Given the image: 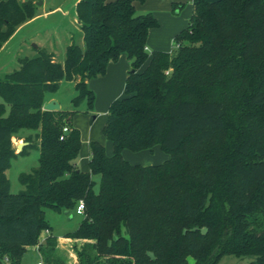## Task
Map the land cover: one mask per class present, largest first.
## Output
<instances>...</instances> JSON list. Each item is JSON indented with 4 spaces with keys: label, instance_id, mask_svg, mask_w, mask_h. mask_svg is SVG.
I'll use <instances>...</instances> for the list:
<instances>
[{
    "label": "trees",
    "instance_id": "16d2710c",
    "mask_svg": "<svg viewBox=\"0 0 264 264\" xmlns=\"http://www.w3.org/2000/svg\"><path fill=\"white\" fill-rule=\"evenodd\" d=\"M135 1L144 0H79L83 46L69 45L63 62L39 50L0 77V264H20L38 244L51 228L46 209L70 214L79 200L83 217L67 233L80 240L77 264H217L228 254L264 264V0H196L169 52L146 50L158 21L137 15ZM37 10L32 0H0V48ZM121 53L131 65L125 95L102 128L112 154L91 141L83 172L72 117L82 101L92 109L88 80ZM63 80L75 81L73 108L44 110ZM21 130L35 141L28 135L16 152ZM156 145L169 155L159 164L122 156ZM27 147L38 165L11 193L6 170ZM55 245L48 235L38 246L47 263H58Z\"/></svg>",
    "mask_w": 264,
    "mask_h": 264
},
{
    "label": "crops",
    "instance_id": "0c3cea01",
    "mask_svg": "<svg viewBox=\"0 0 264 264\" xmlns=\"http://www.w3.org/2000/svg\"><path fill=\"white\" fill-rule=\"evenodd\" d=\"M20 1H26V0H20ZM32 1L35 3L38 9L37 10L38 14L34 18L20 25L16 29V31L11 35V37L0 48V76H5L6 74L10 73L12 70L16 69L18 67L19 58L34 57L39 50H46L47 52H50L53 55L54 60L63 62L66 48L69 45L76 43L80 46H83V34L80 29V25L77 20L76 12H75V6L79 0H71L70 4L66 7H61L60 3L48 6V0H32ZM146 1L147 0H144L143 2H139V1L134 2V9L137 15L146 14V13L152 14V12L154 13L155 11L154 8L157 9V8H161L162 6H168L169 2H171L172 0H152V2L154 3L151 4H146ZM195 1L196 0H187V2H189L191 7V13H192V4ZM207 1H214V0H207ZM175 5L176 7L178 6L177 3ZM54 14H58L61 20L63 22L65 21L63 26L59 28L57 31L50 30V29H54L52 26H42V22L47 20L50 16ZM151 29L152 28H150L148 31V36L146 41V50L148 52L157 49L160 50L162 48V47H157L155 41L153 40V37L151 38V34H152ZM44 33L46 34L51 33V38L50 37L45 38L43 35ZM130 70H131L130 61L128 60L125 53H121L115 61L113 60L108 61L103 75H99L95 78H92L87 82L88 87L94 93L93 107L90 111H87L86 110L87 108L80 109L72 117V125L77 129H79L80 138H81V148L75 163L76 166L83 172L90 171L88 163L90 157L89 143L91 141H97L100 144H102L104 146L106 155L110 156L112 154V150H113L112 143L104 137L102 128L105 122L106 113L108 111L111 102L116 99H120L125 95V80ZM74 85H75V81L63 80L60 83L59 89L55 93H47L45 95L44 104L50 100H56L60 106V109H66V110L71 109L70 108L71 106H69L70 102L62 103L58 95L61 89H68L69 94H74L75 91ZM72 98L70 99L71 104H72ZM97 119H101L102 122V126H101L102 136L99 138L94 137V132L92 131L93 124ZM21 132L22 133L25 132L27 136L35 133V131L21 130L19 132L20 135L22 134ZM14 138L15 137H13V140ZM126 151H130V150L127 149L123 150L122 152L123 157H125L126 155L130 157H134V155L129 154ZM160 151L162 150L158 145H156L152 150H141L136 153L137 155H139L140 153L142 160L145 161L149 159H153V155L155 154L156 161L153 162H158V163H152V164H159L165 161L169 157L168 154H166L163 151L162 152ZM130 163L141 164L138 162L134 163L133 161L132 162L130 161ZM152 164L149 163L147 165H152ZM96 182H98V180ZM66 215L68 216L69 214ZM80 216L82 219L83 216L82 215ZM50 227L51 228L48 230V233L47 232L40 233L39 236V241H41L40 245L44 244L45 238L48 235L55 236L53 227L51 225ZM75 242H80V240L68 237L67 233L59 234L56 237L54 255L58 259L57 264H77L76 257L72 251V246ZM38 246L36 245L29 246L27 247L26 252L35 251L40 255L36 264L38 262H42L43 264H51L44 261L38 250ZM20 264L22 263L20 262Z\"/></svg>",
    "mask_w": 264,
    "mask_h": 264
},
{
    "label": "rangeland",
    "instance_id": "374dc122",
    "mask_svg": "<svg viewBox=\"0 0 264 264\" xmlns=\"http://www.w3.org/2000/svg\"><path fill=\"white\" fill-rule=\"evenodd\" d=\"M71 0H48L49 5H55L60 3L61 7H66L70 4ZM154 3L152 0H147L146 4ZM178 4L176 7L175 4ZM154 13L152 15L155 16L156 20L158 21L159 25L155 28L151 29V38L155 41L157 47H162L160 51H171L174 47V36L179 33L182 29L188 26L189 19L191 17V7L187 0H172L169 2L168 6H162L161 8H154ZM63 22L58 14H54L50 16L47 20L42 22V26H52L54 29L50 30H58L63 26ZM50 32V31H49ZM61 32V31H60ZM48 33V32H47ZM44 37H50L51 33L43 34ZM167 49V50H165ZM159 50V49H157ZM3 77V76H0ZM69 94L68 89H61L59 92V98L62 103L70 102V108H73L70 99L75 95ZM68 106V107H69ZM78 110L87 108L86 101H82L79 106L77 107ZM87 111H90L86 109ZM102 122L101 119H97L93 124L92 131L94 132V137L99 138L102 136L101 132ZM22 133V132H21ZM20 135V134H19ZM16 135L13 144L17 152L16 144L27 141V134L23 132L20 136ZM32 141H35L34 135L31 134ZM129 154L134 155V157H130L126 155L124 158L127 159L129 162L133 161L134 163L138 162L143 165H147L149 163H158L153 162L156 161V155H153V159H149L147 161L142 160L141 155H137L136 152L126 151ZM162 152V151H160ZM152 156V155H150ZM38 165V150L34 147H27L25 153L23 154H16L14 158H12L10 162L9 168L6 170V175L9 180V190L11 193H17L24 188V186L19 181V175L21 173H29L33 168L37 167ZM94 179L97 181L98 176H94ZM97 188V185H96ZM46 220L49 225L53 227L54 235L57 237L59 234H66L69 231L75 230L78 226V223L81 220V216L74 213V209L72 212L67 216L64 212H55L50 209L45 210ZM45 230H42L41 233H44ZM52 236V235H51ZM41 241H38L40 245ZM39 254L35 251H27L24 253L21 259L22 264H36L39 259ZM254 260V257L251 256H243V257H236L235 255H223L217 262V264H250L251 261ZM189 262L192 263L193 259L189 258Z\"/></svg>",
    "mask_w": 264,
    "mask_h": 264
},
{
    "label": "water",
    "instance_id": "95a60500",
    "mask_svg": "<svg viewBox=\"0 0 264 264\" xmlns=\"http://www.w3.org/2000/svg\"><path fill=\"white\" fill-rule=\"evenodd\" d=\"M43 109L49 111H58L60 110V106L56 100H50L43 105ZM26 144H27L26 142L16 144L17 150L20 151L22 147L25 146Z\"/></svg>",
    "mask_w": 264,
    "mask_h": 264
},
{
    "label": "built area",
    "instance_id": "2783aa9c",
    "mask_svg": "<svg viewBox=\"0 0 264 264\" xmlns=\"http://www.w3.org/2000/svg\"><path fill=\"white\" fill-rule=\"evenodd\" d=\"M68 131V127L64 126L62 129V132L65 133ZM63 136H61L60 138L62 139ZM74 212L78 215H82L84 214V204L82 200H79L78 203L76 204L75 208H74ZM45 232L48 233V229H45ZM39 244H37L36 246H38ZM37 264H43L42 262H38Z\"/></svg>",
    "mask_w": 264,
    "mask_h": 264
}]
</instances>
